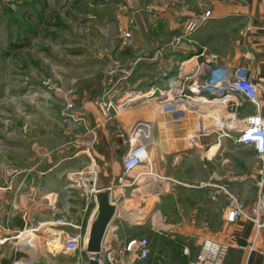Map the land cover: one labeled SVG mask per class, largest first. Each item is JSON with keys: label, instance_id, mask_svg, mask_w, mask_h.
<instances>
[{"label": "rangeland", "instance_id": "obj_1", "mask_svg": "<svg viewBox=\"0 0 264 264\" xmlns=\"http://www.w3.org/2000/svg\"><path fill=\"white\" fill-rule=\"evenodd\" d=\"M198 3L204 7L207 1L0 0V185L20 183L23 187L26 183L65 181L67 197L72 196L74 191L82 192L79 186L69 184L67 175L82 171L90 164V156L76 152L85 147L78 146V143L91 137L94 141L89 152L97 165V180L102 171L109 173L111 165L118 161L121 168L120 153L127 139L121 132L124 127L118 121L115 123L114 118H103L100 112L95 118L86 108L94 105L98 108L97 99L105 87L118 77H127L121 78L116 85L119 95L131 89L144 94L140 98L141 95H138L132 105L121 112L123 114L117 115L120 121L125 122L122 118L125 112L152 119L155 127L161 123V133L166 135L172 129L175 132L172 134L180 137L175 142L178 145H182V141L185 143L186 120H175L163 114L154 101L159 89L168 87L169 79L177 72V63L183 60L173 56L178 46L170 48L165 45L177 34L166 32L163 40L159 41L151 31L153 19L162 22L168 9L178 17L179 11L194 12ZM119 24L131 31L130 42H122ZM141 45L152 50L143 52ZM163 46V50L155 55L156 50ZM138 58L137 63L132 65ZM189 66H186L187 69ZM172 70L175 73L170 74ZM66 99L74 103L72 111L82 118L83 126L70 128L63 120ZM91 128L95 131L94 136L87 132ZM115 131L122 135L113 136ZM214 137L212 133L207 138L212 140ZM224 149L223 154L240 150L228 146ZM76 155L83 157L78 164L72 162ZM179 157L180 162L188 155L182 153ZM138 170L146 171L143 166ZM121 171L122 168L112 182ZM203 171L200 168L199 172ZM137 172L134 171L135 174ZM177 181L199 185L185 177ZM32 188L23 187L21 191L24 208L21 228L52 221L56 216L47 206L42 193ZM131 204L127 202L125 207L133 206ZM120 225L125 227L123 230L129 228L126 221H121ZM146 225L143 224V227ZM0 231H3L1 227ZM51 231L47 233L55 234ZM10 235L14 236L13 233ZM35 235L41 237H34L36 245L33 246L36 249L38 245L41 262L43 259L45 264H72V254H52L48 251L52 245L60 247L58 238L44 234L42 228ZM14 241L11 238L0 245H5L0 249V264H10L22 256L23 253L15 249Z\"/></svg>", "mask_w": 264, "mask_h": 264}, {"label": "built area", "instance_id": "obj_2", "mask_svg": "<svg viewBox=\"0 0 264 264\" xmlns=\"http://www.w3.org/2000/svg\"><path fill=\"white\" fill-rule=\"evenodd\" d=\"M209 16V10L196 15L185 24L179 34L166 42L165 45L170 48H175L183 42L188 43L193 53L177 63L175 76L169 79L167 88L159 89L154 101L163 114H168L175 120L185 119L187 121L186 142L190 146H196L200 137L214 133L217 142L223 138H229L235 145L247 146L254 150L255 157L260 164L258 170L260 179L257 183V198L250 206L237 198L223 184H205L215 190L208 194L212 200H217L218 191H221L227 198L228 205L224 213L227 222L234 223L239 219H244L253 224V237L251 242L245 246L250 254L255 249L254 244L257 237L264 230V113L262 114L260 111V100L264 98V82H254L248 67L230 65L225 60H219L216 54L209 52L206 45L194 39L193 33L196 28ZM262 16V31L264 32V0L262 1ZM119 31L122 42H130L131 31L125 25L120 26V24ZM164 47L156 50L155 55H158ZM138 60L139 58L134 60L132 65L136 64ZM187 65H190V68L187 69ZM121 78L127 77L116 78L105 87L97 99V111L103 115V118L115 119L116 115L121 114L132 105V101L138 95H141L138 98L144 95L135 89L125 90L119 95L120 90L118 87L116 88V85ZM247 103L253 105V112L240 115V110ZM65 104L66 111L62 112V116L68 127L83 126L82 118L72 111L74 103L66 99ZM214 109L222 110L225 115L216 120V117L210 115ZM154 127L155 123L152 119L137 118L124 131L127 139L126 147L121 155L122 171L111 186L106 188L109 201L114 205L115 211L103 233L99 251H86L89 235L82 232V223L71 219L69 216L71 205L58 206L56 196L52 193L43 195L47 206L56 215L52 221H44L36 226L16 230H10L8 227L0 225L5 232L4 236H0V245L13 238L16 240L13 242L15 249L23 253L19 259L10 264H45L40 260L41 252L38 245L36 249H33L28 243L22 242V237L25 238L28 232L36 234L41 228L45 234H48V230H52L59 235L60 247L56 248L52 245L48 251L52 254L62 252L74 255L73 264H89L90 260H94L96 264H137V261L146 260L151 254L148 237L136 235L120 238L115 234L119 221L135 225L147 218L148 209L140 208L134 213L133 209L123 206L125 195L137 192L140 202H143V206L148 208L149 202L152 207L153 199L169 189V186L165 185L185 184L153 169L152 133ZM87 132H91L93 136L95 134L93 128ZM93 141L94 137H91L78 143V146L80 144L85 147L76 152L78 154L86 153L90 156V164L82 171L70 172L67 175L69 184L79 186L78 188L83 192L85 202L83 211L85 213L88 211L86 216L88 226L95 219L97 213L95 196L101 191L96 185L97 165L89 152ZM141 166L146 171L138 170ZM136 170L138 172L135 174ZM132 173L134 174L132 175ZM21 202L22 196L19 197L17 203H13V208L20 209L22 213L24 208ZM69 228L74 231H69ZM10 232L14 234L13 237ZM17 242L21 244L16 246ZM234 244L235 242L217 241L211 237H203L199 251L187 264H223L227 252ZM185 251L187 252V248L184 249ZM261 256L262 264H264V250L261 252ZM156 264H163V262L157 259Z\"/></svg>", "mask_w": 264, "mask_h": 264}, {"label": "crops", "instance_id": "obj_3", "mask_svg": "<svg viewBox=\"0 0 264 264\" xmlns=\"http://www.w3.org/2000/svg\"><path fill=\"white\" fill-rule=\"evenodd\" d=\"M205 1L207 3H204V7L198 3L194 7V12L183 11L178 17H175V13L173 15L172 10L168 9L169 11L165 12L162 22L153 19L152 35L161 41L166 32L174 35L179 34L190 19L209 10L210 16L196 28L193 33L194 39L206 45L209 52L216 54L219 60H225L230 65L248 67L253 75V81L263 83V0ZM155 7L162 10L159 5H155ZM181 44L173 52V56L177 60L185 59L193 53L190 44L185 42L183 45ZM147 47L144 49L143 45L140 46L143 52L152 50L151 47ZM260 103V111L263 114L264 98H261ZM86 108L90 115L97 117L98 111L95 105ZM253 110V105L247 103L239 114L244 115L253 112ZM129 114L131 112H125L122 116L125 122L120 121L117 115L114 119L115 123L118 121L124 127V131L133 120L142 118L139 117L140 115L131 116ZM157 124L152 133V151L155 156L152 163L153 167L156 171L174 179L181 180L182 177H185L189 181L199 183V185H191L189 182H184L183 185L167 184L165 186H169V189L153 199L152 207L149 202L148 208L143 206V202H140L137 192L134 191L125 195L124 207L129 202L133 206L128 208L133 209L134 213L140 208L148 209L145 220L135 225L129 223L127 231L122 229L124 227L120 225L121 221H119L117 223L118 229L115 232L120 238L143 235L141 232L145 233L143 236L148 237L151 254L146 260L137 261V264H156L157 259H160L163 264H187L199 251L203 237H211L217 241L235 242L234 246L227 252L223 264H262L261 252L264 250V230L255 241V249L248 254L245 246L251 242L253 237V224L244 219H239L234 223L227 222L224 214L228 205L227 198L221 191H218L217 200H212L208 194L215 190L205 185L223 184L237 198L250 206L257 198V183L260 179L258 172L260 164H258L254 150L247 146L235 145L229 138H223L217 142L215 137L210 140L211 138H207L208 136H203L194 146L196 150L186 152L185 149L190 146L186 141L185 143L182 141V145H178L175 140L180 137H177L172 129H169L170 131L164 135L161 133V123ZM184 128H187V121ZM124 131L121 132L125 135ZM121 132L115 131L112 135L118 137L122 135ZM172 132L174 133L172 134ZM226 146L240 150L223 154ZM182 153L187 154L188 157L179 162V154ZM82 158L76 155L72 162L78 164ZM110 168L111 170L107 174L101 172L100 178L96 181L98 189H106L111 186L112 179L120 172V161L114 166L111 165ZM200 168L204 171L199 172ZM64 184L65 181L36 182L34 185L26 183L23 187L37 188V192H41L42 196L53 193L57 198L58 206L71 204L70 218L81 222L82 232L88 234L90 226L86 220L88 211L86 213L83 211L85 204L83 192L74 191L72 196L67 197L68 188ZM23 187L20 183L0 185V225L8 224L9 226H6L11 230L20 229L23 223L21 210L13 208V203H17L19 197L22 196ZM143 224H147L145 228ZM68 230L74 231L72 228ZM4 234L5 232L0 231V236H4ZM30 234L34 235L35 238H41L33 233ZM48 235L56 236L57 233H48ZM35 238L32 239V242H30L31 240L22 242L31 246L36 245ZM238 239L244 240L246 244H238ZM18 244L21 243L17 242L16 246ZM4 246H0V249H3ZM185 248H187V252H184ZM73 257L75 256L73 255Z\"/></svg>", "mask_w": 264, "mask_h": 264}, {"label": "water", "instance_id": "obj_4", "mask_svg": "<svg viewBox=\"0 0 264 264\" xmlns=\"http://www.w3.org/2000/svg\"><path fill=\"white\" fill-rule=\"evenodd\" d=\"M196 150L194 146H189L185 151ZM97 201V213L94 221L90 225L89 237L86 243V251H99L100 245L103 239V233L106 229L107 224L111 221L112 215L115 211L114 205L109 201V194L106 189H101L95 196ZM238 244L245 245L244 240H237ZM89 264H96L94 260H90Z\"/></svg>", "mask_w": 264, "mask_h": 264}, {"label": "bare ground", "instance_id": "obj_5", "mask_svg": "<svg viewBox=\"0 0 264 264\" xmlns=\"http://www.w3.org/2000/svg\"><path fill=\"white\" fill-rule=\"evenodd\" d=\"M156 94V93H155ZM138 100V99H137ZM141 101V100H140ZM210 115L211 116H213V117H216V120H218L219 119V117H221V116H223V115H225V112L223 113V112H221V110H217V109H214V110H212L211 111V113H210ZM57 233V232H56ZM48 235V234H47ZM23 238V237H22ZM34 238V235H30V232H28V234H26L25 235V240H23L22 239V241H26V239L27 240H31L30 242H32V239ZM55 238H58L59 239V235H56L55 236ZM59 242H60V240H59ZM19 245V244H18ZM34 245H30V247H32L33 249H35L34 247H33Z\"/></svg>", "mask_w": 264, "mask_h": 264}, {"label": "trees", "instance_id": "obj_6", "mask_svg": "<svg viewBox=\"0 0 264 264\" xmlns=\"http://www.w3.org/2000/svg\"><path fill=\"white\" fill-rule=\"evenodd\" d=\"M173 73H175V71L172 70L170 74H173ZM170 74H168L167 76H170ZM124 228H125V227H124ZM125 231H126V230H125Z\"/></svg>", "mask_w": 264, "mask_h": 264}]
</instances>
